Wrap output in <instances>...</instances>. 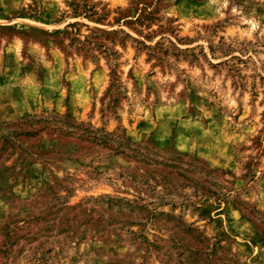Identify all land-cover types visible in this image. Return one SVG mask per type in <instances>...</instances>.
Listing matches in <instances>:
<instances>
[{
	"label": "rangeland",
	"instance_id": "374dc122",
	"mask_svg": "<svg viewBox=\"0 0 264 264\" xmlns=\"http://www.w3.org/2000/svg\"><path fill=\"white\" fill-rule=\"evenodd\" d=\"M169 217L264 264V0H0V264H164Z\"/></svg>",
	"mask_w": 264,
	"mask_h": 264
},
{
	"label": "trees",
	"instance_id": "16d2710c",
	"mask_svg": "<svg viewBox=\"0 0 264 264\" xmlns=\"http://www.w3.org/2000/svg\"><path fill=\"white\" fill-rule=\"evenodd\" d=\"M151 218L157 221L154 213L151 214ZM164 227H170L169 230L174 233L171 240L163 241L155 248L164 264H237L236 260L220 247L213 246L210 249L208 238L198 229L172 217H169Z\"/></svg>",
	"mask_w": 264,
	"mask_h": 264
}]
</instances>
